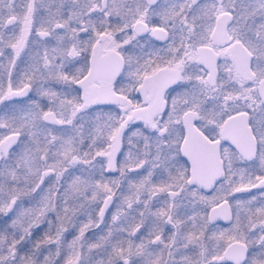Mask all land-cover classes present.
<instances>
[{
  "label": "snow or ice",
  "instance_id": "1",
  "mask_svg": "<svg viewBox=\"0 0 264 264\" xmlns=\"http://www.w3.org/2000/svg\"><path fill=\"white\" fill-rule=\"evenodd\" d=\"M0 264H264V0H0Z\"/></svg>",
  "mask_w": 264,
  "mask_h": 264
},
{
  "label": "flooded vegetation",
  "instance_id": "2",
  "mask_svg": "<svg viewBox=\"0 0 264 264\" xmlns=\"http://www.w3.org/2000/svg\"><path fill=\"white\" fill-rule=\"evenodd\" d=\"M21 67H23V65H21ZM252 192L255 193V192H257V190H256V189H253ZM237 195H238V196H245L246 194H237ZM114 211H115V208H114L113 206H110V209H109V219H110V213H111V212H114ZM220 224H222V223H220ZM222 225H223V224H222ZM43 229H44V228H41V230H40V232H39L38 234H42ZM93 231H98V230H90L88 233H86V236H87L89 239L92 238ZM69 232L71 233L72 231L69 230ZM66 235H67V238L70 240V239H71V237H70L71 235H69V234H66Z\"/></svg>",
  "mask_w": 264,
  "mask_h": 264
},
{
  "label": "rangeland",
  "instance_id": "3",
  "mask_svg": "<svg viewBox=\"0 0 264 264\" xmlns=\"http://www.w3.org/2000/svg\"><path fill=\"white\" fill-rule=\"evenodd\" d=\"M41 228H44V226L42 225ZM44 230V229H43ZM71 231H74L73 229H70ZM72 238V236H70Z\"/></svg>",
  "mask_w": 264,
  "mask_h": 264
},
{
  "label": "water",
  "instance_id": "4",
  "mask_svg": "<svg viewBox=\"0 0 264 264\" xmlns=\"http://www.w3.org/2000/svg\"><path fill=\"white\" fill-rule=\"evenodd\" d=\"M219 223H222V224H224V222H223V221H220Z\"/></svg>",
  "mask_w": 264,
  "mask_h": 264
}]
</instances>
